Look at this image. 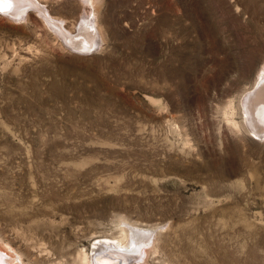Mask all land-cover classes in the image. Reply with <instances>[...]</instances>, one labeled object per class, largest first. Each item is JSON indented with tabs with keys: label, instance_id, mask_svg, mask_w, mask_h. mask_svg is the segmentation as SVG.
<instances>
[{
	"label": "rangeland",
	"instance_id": "1",
	"mask_svg": "<svg viewBox=\"0 0 264 264\" xmlns=\"http://www.w3.org/2000/svg\"><path fill=\"white\" fill-rule=\"evenodd\" d=\"M0 7V264H264V0Z\"/></svg>",
	"mask_w": 264,
	"mask_h": 264
},
{
	"label": "bare ground",
	"instance_id": "2",
	"mask_svg": "<svg viewBox=\"0 0 264 264\" xmlns=\"http://www.w3.org/2000/svg\"><path fill=\"white\" fill-rule=\"evenodd\" d=\"M14 2V3H16L17 2V0H0V5L1 4H5V3H7V2ZM9 6V5H8ZM9 8V7H8ZM25 8V7H24ZM7 9V8H6ZM10 9V8H9ZM5 10V9H4ZM10 11V10H9ZM25 11V10H24ZM13 12V11H12ZM22 13H23V11H21ZM14 13V12H13ZM15 14H16V11H15ZM86 16H85V18H84V20H83V22L84 23H89L90 21H91V19H88V17L87 16H89L88 14H85ZM55 24H54V22H53V24L54 25H57V26H62L61 25V23L59 22L60 20L58 19V18H55ZM90 24H92V23H90ZM80 32V34H82V36L80 37V35H79V37L77 38V39H75L74 41H73V39H72V37H74V33H72L73 35H66V37H69L70 36V38H71V40L70 41H72L71 43L75 46V47H77L76 49H86V48H89L88 46L91 44V42H94L95 41V34H96V30H90V29H82V30H80L79 31ZM86 34V37H87V39H84V37H83V34ZM64 35V36H65ZM76 35V34H75ZM69 41V40H68ZM70 45V44H69ZM73 47V46H72ZM89 50V49H88ZM263 85V84H262ZM261 85V86H262ZM260 86V87H261ZM258 90V89H257ZM263 92H264V88H263ZM256 93H258V91L257 92H255V94ZM254 94V96H253V98H252V100L251 101H248L247 103H249L248 104V114L250 115V118L249 119H251L252 121V125H262V128H264V105L263 104H260V101H258L257 99H258V97H256V95ZM248 97V96H247ZM250 100V99H249ZM246 105V104H245ZM263 116V117H262ZM259 122V123H258ZM258 123V124H257ZM127 239V238H126ZM126 241V240H125ZM134 243L135 244V246H137V250L139 249V247H141V246H144L145 244H147L148 242H149V236H148V234H143V233H139V232H136V231H134V230H132L131 231V234H130V236L128 235V240H127V242H122L121 240H119V244H120V246L121 247H123V246H125L127 243ZM106 243V242H105ZM111 242H109V244H110ZM116 243V242H115ZM108 244V245H109ZM112 244V243H111ZM107 245V244H106ZM114 245V244H113ZM113 245H112V247H113ZM118 245V243H116V246ZM128 245V244H127ZM105 247V246H104ZM111 247V248H112ZM112 249H114L115 250V247H113ZM115 251H117V250H115ZM136 251V250H135ZM117 252H119V251H117ZM124 254V253H123ZM129 258V257H128Z\"/></svg>",
	"mask_w": 264,
	"mask_h": 264
},
{
	"label": "water",
	"instance_id": "3",
	"mask_svg": "<svg viewBox=\"0 0 264 264\" xmlns=\"http://www.w3.org/2000/svg\"><path fill=\"white\" fill-rule=\"evenodd\" d=\"M32 5L28 6L37 8L38 6L35 3H30ZM27 8V9H28ZM8 14V16H11V13H7L6 11H0V14ZM95 263L96 264H126L129 261V258L125 257V255L120 254L116 251H107L104 255H98L95 257ZM130 262V261H129Z\"/></svg>",
	"mask_w": 264,
	"mask_h": 264
},
{
	"label": "snow or ice",
	"instance_id": "4",
	"mask_svg": "<svg viewBox=\"0 0 264 264\" xmlns=\"http://www.w3.org/2000/svg\"><path fill=\"white\" fill-rule=\"evenodd\" d=\"M4 9L2 7H0V11H3Z\"/></svg>",
	"mask_w": 264,
	"mask_h": 264
}]
</instances>
